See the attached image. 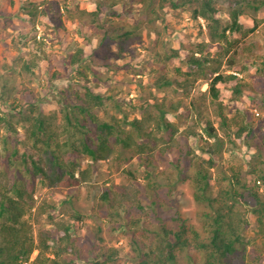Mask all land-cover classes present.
Here are the masks:
<instances>
[{
	"label": "trees",
	"instance_id": "obj_1",
	"mask_svg": "<svg viewBox=\"0 0 264 264\" xmlns=\"http://www.w3.org/2000/svg\"><path fill=\"white\" fill-rule=\"evenodd\" d=\"M88 2L83 6L80 0H72L70 4L65 5L66 13H60V16L57 14V17L54 12L58 11L60 5L55 0H30L32 7L29 16L35 20V24H47L57 28L60 24L64 26L62 14L70 23L86 26L84 24L87 22V25L95 29L92 37H90L92 33L88 34L85 31L83 37L90 45V51L103 56L105 60L103 65L93 67L94 75L100 80L113 78L114 74L119 72L112 59L124 58L122 52L126 50L128 43L136 39L141 40L143 32L151 36L154 27L148 25V22L146 25L149 11L155 15L158 10L167 13L184 6L196 5L193 9V19L198 23L201 32L207 29L205 39L198 43L189 42L186 55L183 54L186 43L180 38L179 48L165 53L157 51L155 58L159 56L165 61L176 58L181 61V65L175 67L178 77L168 72L161 75L153 84L161 91L170 86L174 91L182 93L183 97L175 102H169L167 96L160 99L157 95H149L141 106L144 112L139 117L129 120L126 115L123 118L112 115L108 120L100 118L95 111L106 112V99H112L113 95L105 96L96 91L93 85H89L83 90L82 96L81 93L76 95L79 102L76 100L75 104L69 102L62 107L56 106L48 113L43 107L40 108V105L31 104L28 114H22L19 123L10 119H0V264L28 262L34 249L38 250V254L33 264H43L42 260L50 261L51 264H76L75 259L78 258L73 254H77V241L72 239L70 226L65 222H55L58 231L56 234L54 230L42 229L38 244L35 246L33 224L25 218L34 208L35 183L37 179L44 178L50 185L68 187L86 184L96 188L95 174L101 172L95 170L94 166L98 168L103 165L114 166L120 158L122 148L139 156L146 168L158 160L155 159L158 155L177 149L179 153L174 159L177 164L175 166L182 170L187 166H194L193 174L187 173L184 180L193 183L196 201L207 209L203 213L207 219L200 225L191 219L185 221L179 211L171 212V221L176 224L161 228L156 242L146 239L143 241V247L132 237L136 247L134 264H191L194 253L203 258L201 264H263L264 195L260 186H249L247 181L243 180L246 177L239 168L230 175L229 186L221 187L215 197L209 194V190L210 172L216 165L215 157L224 151L227 140L235 149H240L247 156L259 152L258 161H263L264 132L262 139L254 142L258 121L248 109L245 111L238 108L230 116L226 111L228 104L220 100L219 85L231 84L228 89L232 100L242 101L251 92L254 105L264 113V79L251 83L236 74L220 72V67L224 63H227L229 68H235L240 54L245 56L251 53L255 62H259L257 63L260 65L259 70H264V55L254 53L257 51L254 49L257 44L242 48L243 37H237L255 30L243 27L250 17L257 25L255 14L249 10L260 11L264 7V0H160L156 7L153 0H94V2L88 0ZM220 2L225 6H221ZM89 5L94 8H90ZM70 16L73 20L68 18ZM128 17H134L131 24L127 21ZM101 32L103 36L97 37V33ZM113 45L119 48L117 53L115 51L109 53ZM87 54V47L77 45L75 51L68 54L70 59L68 65H83ZM46 56L48 57H43L44 61L51 63L50 56ZM257 58L262 60L256 61ZM37 62L39 59L35 56L26 59L22 67L30 72L34 66H40ZM140 66L142 65L139 63L134 65ZM6 72V70L0 72L2 96H6L7 91H11V95L17 90L11 83L16 79ZM80 74L83 76L84 72L80 71ZM52 78L62 79L58 70L54 71ZM121 78L128 80V75H122ZM76 79L79 81V78ZM200 80H205L209 88L201 93L200 99H196L191 93ZM96 86L102 88L100 84ZM66 90L67 88L61 89V93ZM209 95L211 103L219 100L218 127L211 119H204ZM22 97L24 98L23 95ZM190 98L189 105L186 106L190 123L180 131L170 119V115H178L181 109L183 110L186 99ZM82 113L85 115L81 116ZM18 125H22L24 129L22 133H19ZM261 128L264 130V125ZM68 133L70 139L81 135L78 136L77 142L63 139ZM179 137L184 138L187 143L190 138L200 137L203 140L200 146L203 154L197 153L190 145L187 149ZM152 141H155L153 146L150 145ZM250 158L252 160L253 157ZM18 165L26 167L24 174L30 179H26L20 187H18L20 178H17V182L12 181L14 171L18 170L21 173L23 171ZM255 167L258 170L254 168L252 172L264 185V161ZM122 187L123 191H114L109 187L100 196L102 201L107 203L106 209H110L111 214L117 219L122 218V208L129 209L128 213H132V209L125 205L127 202L135 206V209H145L143 199L140 198V190L129 183ZM150 194L155 198L152 200L154 204L157 201L160 206L163 203L166 207H171L176 203L163 198L160 193L152 191ZM248 195L254 198V201L247 199ZM244 205H247V208L243 210ZM48 210L47 203H40L35 210L36 218ZM250 213L256 216L258 223L254 240L261 239V243L256 244L255 257L247 253L251 243L245 232L250 226ZM122 221H118L121 222L120 225ZM125 224L126 232L135 233L130 222ZM56 235L59 236L55 237ZM52 241L53 245H57L55 257L44 258L50 251ZM119 259L117 249H112L101 253L93 264H109Z\"/></svg>",
	"mask_w": 264,
	"mask_h": 264
},
{
	"label": "rangeland",
	"instance_id": "obj_2",
	"mask_svg": "<svg viewBox=\"0 0 264 264\" xmlns=\"http://www.w3.org/2000/svg\"><path fill=\"white\" fill-rule=\"evenodd\" d=\"M71 1L55 0V2L59 3L60 8L54 14L60 16V13H66L65 5L70 4ZM159 1L153 0L155 7L159 4ZM86 2L88 0H80L83 6L86 5ZM219 4L225 6L223 2ZM195 6H184L180 9L168 11L169 13L158 10L155 15L149 11L146 25L148 22V25L154 27L151 36L147 32H143L141 40L136 39L128 43L126 50L122 52L124 58L112 59V62L116 63L119 72H116L113 78L100 80L94 75L93 67L103 65L105 60L102 58L103 56L101 57L90 51L91 47L88 45L86 38L83 37V31L88 32V34L95 31V29L87 25V22L84 24L86 26L77 25L75 22L70 23L65 18L66 16L61 14L64 26L60 24L59 27L55 28L47 24H35V20L29 16L30 8L32 7L30 0H0V72L6 70V73L16 79L15 82L11 83L17 87V90L13 91L11 95V91H7L6 96H2L0 93V119H10L19 123L18 120H21L23 115L28 114L31 104L40 105V108L43 107L46 113L53 111L56 106L62 107L69 102L75 104L79 102L76 95L81 93L80 96H82L83 90L89 85H93L96 91L105 96L113 95L112 99H106L107 113L105 110L95 111V114L104 120L110 119L112 115H116L118 118H123L126 115L128 120L141 116L142 112H144L141 106L149 95H157L160 99L167 96L169 97V102L177 101L183 97L182 93L174 91L170 86L162 91L158 90L153 82L168 72L172 73L174 77H178L175 67H179L181 61L176 58L165 61L159 56L155 58L154 55H156L157 51L165 53L179 48V38L186 43L183 50L185 51L183 54L186 55L185 53L189 49V42L198 43L205 39L204 36L207 29L201 32L198 23L193 19ZM89 7L94 8L91 5ZM249 12L255 14V18L258 20L257 25L254 23V19L250 17L243 29L255 30L253 32L250 31L245 36L240 34L237 37H243L241 40L242 48L256 43L257 47L254 49L258 52L254 51V53L264 55V7L258 12L252 10H249ZM68 18L73 20L71 16ZM128 19V23L131 24L134 17H128ZM93 34H90V37ZM102 36L103 32L97 33V37ZM77 45L87 47L88 54L85 62L81 66H69L68 61L70 59L68 54L74 52ZM113 51L118 52L119 48L113 45L109 53ZM251 54H245V56L240 54L237 57L238 62L235 68H229L227 63H224L220 67V72L236 74L251 83L253 81H262L264 79V70H259L260 65L257 64L259 62H255V58ZM46 55L50 56L51 63L44 61L43 57H48ZM35 56L36 59H39L37 63H40V66H34L30 72L26 71L22 67L24 61L32 57L35 58ZM108 60L110 59L108 58ZM261 60L262 58H257L256 61ZM137 63L142 66L134 67ZM55 70L59 71V76L62 79L52 78ZM80 71L84 72L83 76H81ZM122 75H128V80L122 79ZM76 78H79V81ZM138 79L143 81L138 82ZM96 84H100L102 88H99ZM219 87L221 89L220 100L228 104L226 111L230 116L238 108H242L245 111L248 109L249 113L258 121L256 123V138L254 142H259L264 132L261 128L264 125V113L254 105L251 92L242 101H237L231 99L232 95L228 89L231 84H220ZM66 88L67 90L61 93V89ZM208 88V83L205 80H200L192 90L191 96L200 99L201 93ZM208 99L210 101L208 100L209 104L204 113L206 114L204 119H211L214 125L218 127L217 111L219 109V100L211 103L210 95ZM186 100L183 110L181 109L178 115H170V119L179 127L180 131L185 129L190 123L186 106L189 105L191 98ZM80 115L84 116L85 114L82 113ZM81 118L86 119V117ZM18 126L19 133H22L24 131L22 125ZM80 135L78 134L70 139V134L68 133L63 139L77 142ZM179 140L187 149L191 146L197 153L203 154L200 150L203 140L200 137L190 138L188 143L184 138L179 137ZM154 143L155 141H152L150 145L153 146ZM178 153L177 149H172L163 155H158L155 158L158 159L154 162L155 164L153 163L154 165L152 164L146 168L139 156L122 148L120 158L114 166L103 165L100 168L94 166L95 170L98 169L101 172L95 174L97 175L95 178L97 182L96 188L86 184L61 187L50 185V182L44 178L37 179L34 192V208L25 216L33 224L35 246L38 244L42 229L54 230L56 234L58 231L55 222L62 221L70 226L72 239L77 241V254H73L75 258H78L75 259L76 264H93L101 253L112 249H117L120 259L109 264H134L133 258L136 254V247L134 246L135 242H132V237L142 247L143 241H146V239L152 242L155 240L156 242L161 228L164 226L171 227L176 224V222L173 224L171 221V212L179 211L185 221L186 219H191L192 222L200 225L207 219L203 215L207 209L203 204L196 201L193 183L190 180H184V176L187 173L189 175L190 173L193 174L194 166H187L183 170L178 168V166L176 167L175 165L177 164L174 159L177 158ZM259 154V152H253V154L247 156L240 149H235L233 144L227 140L224 145V151L215 157L216 165L213 166L210 172L211 187L209 194L215 197L221 187L229 186L230 175L240 168L246 177H242L243 180L247 181L249 186L259 185L264 195L262 181H259L257 175L252 172L254 168L258 170L255 166H260L264 161V157L262 158L263 161H258ZM250 157H253L252 160H250ZM183 163L185 165L186 161ZM18 167L20 169L23 168V171L22 173L18 170L14 171L12 181L15 182L17 178H20L21 181L18 183V187H20L29 178L24 174L26 167L19 165ZM18 167L17 169H19ZM130 173H133V175H130ZM128 183L141 191L140 198L143 199V207L145 209H135V206L127 202L125 205L132 209V213H128L129 209L125 210V208H122V218L117 219L115 215L111 214L110 209H106L107 203L102 201L100 196L109 187L114 191H123L122 185ZM152 191L160 193L165 199L176 201L175 205L166 207L163 203L160 206L157 201L155 204L152 203V200L155 199L150 194ZM247 199L254 201V198L250 195L247 196ZM42 202L49 205V210L36 218L35 210ZM246 208L247 205L242 207L243 210ZM249 219L250 226L246 230L245 235L251 244L247 248V253L249 252L250 256L255 257L257 253L256 244H260L261 239L254 240L258 226L256 216L250 213ZM121 220L123 221L120 225L121 222L118 221ZM129 222L135 233L132 231L126 232L127 224L125 223ZM57 236L59 235L55 237ZM56 250L57 245H53L52 241L50 251L45 254L44 258L53 259ZM37 254L38 250L34 249L28 262H23L22 264H33ZM192 255H194V259L191 264L203 263V258L199 257L197 253ZM42 261L43 264H51L50 261Z\"/></svg>",
	"mask_w": 264,
	"mask_h": 264
}]
</instances>
